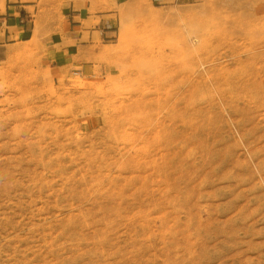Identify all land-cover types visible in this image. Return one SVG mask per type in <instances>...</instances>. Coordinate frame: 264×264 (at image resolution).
I'll return each mask as SVG.
<instances>
[{"label":"rangeland","instance_id":"374dc122","mask_svg":"<svg viewBox=\"0 0 264 264\" xmlns=\"http://www.w3.org/2000/svg\"><path fill=\"white\" fill-rule=\"evenodd\" d=\"M0 264H264V0H0Z\"/></svg>","mask_w":264,"mask_h":264},{"label":"crops","instance_id":"0c3cea01","mask_svg":"<svg viewBox=\"0 0 264 264\" xmlns=\"http://www.w3.org/2000/svg\"><path fill=\"white\" fill-rule=\"evenodd\" d=\"M17 6L19 7V5H8L7 6L8 13H7V17H5L6 20L15 19V21H17V22H19V21L22 20L21 17H20V14L17 13V11L15 9V8H18ZM10 7H13L14 8V11H13V14L12 15H9V8ZM14 24L16 25V22H14ZM15 28L20 32L19 33V37H21L22 34H23V32H24V28H20L18 26H15ZM99 31H100V34H103L104 33L105 36H110L109 33H108L109 30L100 29ZM77 35H78V38L81 39L83 33L82 32L81 33L79 32V34H77ZM85 45H88V44H82V46H85ZM74 47L76 48L77 46L75 44L74 45L67 44L64 47H60V51H58V52L61 55H58L57 56V59L59 61H61L62 64H65V63L76 64L75 61L72 59V55H75L76 54V51H75V48ZM80 65L84 68V70L86 69V66L87 65H84L83 62H81Z\"/></svg>","mask_w":264,"mask_h":264},{"label":"bare ground","instance_id":"6f19581e","mask_svg":"<svg viewBox=\"0 0 264 264\" xmlns=\"http://www.w3.org/2000/svg\"><path fill=\"white\" fill-rule=\"evenodd\" d=\"M78 85H79V86H82V85H83V83L80 81Z\"/></svg>","mask_w":264,"mask_h":264}]
</instances>
